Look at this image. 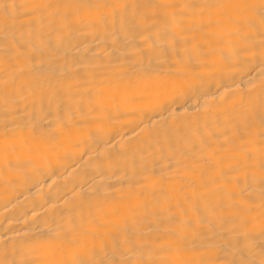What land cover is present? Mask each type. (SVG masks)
Listing matches in <instances>:
<instances>
[{
  "label": "bare ground",
  "instance_id": "6f19581e",
  "mask_svg": "<svg viewBox=\"0 0 264 264\" xmlns=\"http://www.w3.org/2000/svg\"><path fill=\"white\" fill-rule=\"evenodd\" d=\"M0 264H264V0H0Z\"/></svg>",
  "mask_w": 264,
  "mask_h": 264
}]
</instances>
